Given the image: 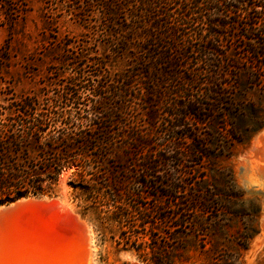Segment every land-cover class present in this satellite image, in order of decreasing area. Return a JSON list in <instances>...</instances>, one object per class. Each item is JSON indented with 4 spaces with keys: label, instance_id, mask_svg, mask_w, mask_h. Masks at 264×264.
<instances>
[{
    "label": "rangeland",
    "instance_id": "rangeland-1",
    "mask_svg": "<svg viewBox=\"0 0 264 264\" xmlns=\"http://www.w3.org/2000/svg\"><path fill=\"white\" fill-rule=\"evenodd\" d=\"M108 1L21 0L6 11L0 6L3 116L25 98L39 109L52 108L58 96H70L66 84L76 77L79 85L73 87L78 88L74 96L86 103L80 107L89 109L92 102L85 98L93 97L92 89L126 71L137 41L121 16L124 13L117 17L116 11L107 10ZM218 1L220 10L195 8L202 20L185 30L195 35L188 38L194 53L189 51L192 59L178 66L174 75L178 80L193 76L188 91L175 92L172 78L156 70L152 74L164 80L160 87L142 74L134 75L132 95L126 96L130 107L117 116L120 122L114 129L122 140L132 134V128L148 139L144 152L157 166L149 173L158 181L152 192L159 194L139 199L137 208L129 207L130 220L121 222H102L96 212L82 215L83 207L70 185L75 169L62 172L55 194L41 196L56 204L64 220L79 218L93 231L91 264H146L151 255L180 261L176 264H264V80L251 83L247 74V50L264 38V7L260 6L264 0ZM176 2L161 3L158 8L178 12L183 0ZM104 11L112 17L106 18ZM123 35L134 38L128 51L113 43ZM200 45L211 48L205 61L194 59L200 57L196 55ZM75 64L81 68L78 73ZM145 81L161 96L147 95ZM189 94L195 101L188 108L196 116L176 119L168 111L170 105L188 102ZM104 95L108 97L109 92ZM146 98L156 100L154 105L148 106ZM122 155L120 164H127ZM136 157L132 163L141 165L142 155ZM189 201L199 207L186 215L184 205ZM172 202L182 206L175 208L178 217L163 219L173 211L168 207ZM204 204L207 209L202 210ZM141 215L152 222L145 229L134 226L136 232L132 224ZM175 219L186 226L174 229ZM122 230L132 240L139 236L145 249L125 243ZM149 242L156 248L154 254Z\"/></svg>",
    "mask_w": 264,
    "mask_h": 264
},
{
    "label": "trees",
    "instance_id": "trees-1",
    "mask_svg": "<svg viewBox=\"0 0 264 264\" xmlns=\"http://www.w3.org/2000/svg\"><path fill=\"white\" fill-rule=\"evenodd\" d=\"M20 1L0 0V6L5 11L9 8L11 10L14 4ZM204 1L183 0V3L178 4L179 11L174 12L163 11L158 5L177 3L176 0H109L107 10L116 11L117 17L124 13L121 16L137 41L135 49L132 52L130 50L131 57L126 71L119 73L118 78H113L111 82L106 76L105 81L109 83L100 84L98 88L92 89L93 97L85 98L92 102L89 109L80 107L79 105L86 106V103L79 96H74V91L78 92V88H73L79 85L76 81L77 77L70 78L69 84H66L70 96L66 95L65 98L58 96L52 108L47 105L39 109L33 101L25 98L10 107L9 115L3 116L4 112L0 109V204L23 196L55 194L62 172L71 167H75V170L70 185L73 188L74 198L83 207L82 215L96 212L102 222L112 219L121 222L124 218L125 221L130 220V215L133 214H130L132 210L129 207L137 208L135 205L139 199L158 195L159 193L152 192L158 188V181L154 179L153 173H149L157 166L152 163L151 155L144 152L149 145L148 139L138 134L137 129L132 128V134L122 136L124 138L122 140L115 132L114 126L120 122L117 117L119 113L130 107L126 96L132 95L130 87L134 75L142 74L156 87H160L164 80L152 74V71L156 70L160 75L172 78L175 92L188 91L187 84L193 82V76L178 80V75H174L178 66L185 60L192 59L189 58V51L192 49L188 38H194L195 35L185 30L193 26L197 19L202 20L203 15L196 14L195 8L220 10L218 0ZM260 6L264 7V4ZM104 14L106 18L112 17L109 12L104 11ZM130 36L114 38L113 43L128 51L134 39ZM255 43L250 44L247 50L249 61L247 74L250 82L254 84L258 79L264 80V38ZM200 46L196 54L200 57L194 59L205 61L209 46ZM189 63L187 67L191 69ZM73 67L76 73L81 70V68L77 69L76 64ZM162 67L168 70L165 71L161 69ZM194 69L192 68L191 71ZM148 83V81L143 82L147 95L160 97L159 90L149 89ZM105 91L109 92L108 97L104 95ZM192 97L194 96L189 94L188 102L179 101L174 105L171 104L168 111L176 119L195 117L196 113L188 108L191 101H195ZM106 98H110L113 102L109 103L110 100ZM154 101L156 100L152 98L145 99L148 106L154 105ZM66 105L71 108L65 109ZM149 115L153 117L155 114L152 112ZM121 153L128 161L127 164H120L119 158H124L121 157ZM137 155H142L141 165L132 163ZM168 207H172L173 211L163 219L172 221L173 217H178L175 208L181 209L182 206L178 202H172ZM184 207L187 215L193 213L199 206L195 201H189ZM204 209H207L205 204L202 206V210ZM138 217L139 220L133 222V227L137 225L141 227L140 229H145L146 224L152 222L148 216ZM177 221L175 219L171 223L174 229L180 228L181 225L186 226L185 222ZM133 229L139 232L136 227ZM121 235L125 243L131 242V246L136 250L145 249L139 236L132 240L126 230H122ZM153 239L151 237V242ZM138 240L141 242L138 243ZM151 242L147 243V246H150L151 253L154 254L156 248ZM152 257L153 255L149 257L151 260L146 264L180 263V261L169 262Z\"/></svg>",
    "mask_w": 264,
    "mask_h": 264
},
{
    "label": "water",
    "instance_id": "water-1",
    "mask_svg": "<svg viewBox=\"0 0 264 264\" xmlns=\"http://www.w3.org/2000/svg\"><path fill=\"white\" fill-rule=\"evenodd\" d=\"M86 249L85 223L64 220L54 202L23 196L0 204V264H85Z\"/></svg>",
    "mask_w": 264,
    "mask_h": 264
},
{
    "label": "bare ground",
    "instance_id": "bare-ground-1",
    "mask_svg": "<svg viewBox=\"0 0 264 264\" xmlns=\"http://www.w3.org/2000/svg\"><path fill=\"white\" fill-rule=\"evenodd\" d=\"M75 167H71L69 169L66 170V172H70L71 170H74ZM63 175V174H62ZM64 175H65V171H64ZM85 229H86V238H87V243H88V247L86 249V259H85V264H91L92 260H91V251H92V241L94 238V234H92L93 231H91L90 227L85 224Z\"/></svg>",
    "mask_w": 264,
    "mask_h": 264
}]
</instances>
